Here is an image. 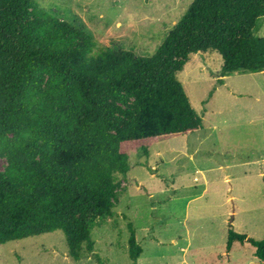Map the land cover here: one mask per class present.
I'll use <instances>...</instances> for the list:
<instances>
[{
	"label": "trees",
	"instance_id": "1",
	"mask_svg": "<svg viewBox=\"0 0 264 264\" xmlns=\"http://www.w3.org/2000/svg\"><path fill=\"white\" fill-rule=\"evenodd\" d=\"M264 0H194L153 56L95 51L90 30L34 0H0V246L62 231L68 256L95 254L92 231L111 218L116 189L134 150L198 132L179 74L192 55L217 52L218 84L264 72V37L255 35ZM213 92L211 93V96ZM129 256L143 248L130 226ZM249 244L264 262V240L229 225L227 252Z\"/></svg>",
	"mask_w": 264,
	"mask_h": 264
},
{
	"label": "rangeland",
	"instance_id": "2",
	"mask_svg": "<svg viewBox=\"0 0 264 264\" xmlns=\"http://www.w3.org/2000/svg\"><path fill=\"white\" fill-rule=\"evenodd\" d=\"M194 0H34L36 11L91 31L95 51L111 47L150 57ZM255 35L264 37V17ZM217 52L189 58L179 74L204 128L134 150L119 181L111 218L92 231L103 264H133L130 226L143 253L137 264H264L249 244L227 252L229 225L264 240V72L218 79ZM213 95L211 96V93ZM9 164L0 157V173ZM0 264H100L74 261L62 231L0 246Z\"/></svg>",
	"mask_w": 264,
	"mask_h": 264
},
{
	"label": "crops",
	"instance_id": "3",
	"mask_svg": "<svg viewBox=\"0 0 264 264\" xmlns=\"http://www.w3.org/2000/svg\"><path fill=\"white\" fill-rule=\"evenodd\" d=\"M186 67V66H185Z\"/></svg>",
	"mask_w": 264,
	"mask_h": 264
}]
</instances>
